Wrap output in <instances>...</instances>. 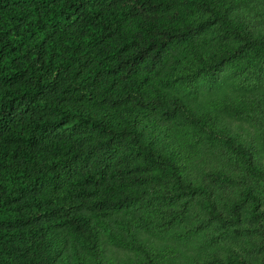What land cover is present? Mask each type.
I'll return each instance as SVG.
<instances>
[{
  "label": "trees",
  "instance_id": "16d2710c",
  "mask_svg": "<svg viewBox=\"0 0 264 264\" xmlns=\"http://www.w3.org/2000/svg\"><path fill=\"white\" fill-rule=\"evenodd\" d=\"M0 264H264V0H0Z\"/></svg>",
  "mask_w": 264,
  "mask_h": 264
}]
</instances>
